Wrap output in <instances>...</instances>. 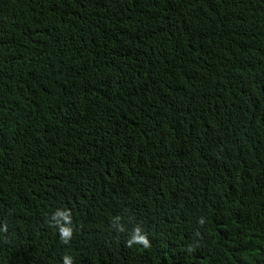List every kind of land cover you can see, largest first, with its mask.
<instances>
[{
    "label": "trees",
    "instance_id": "1",
    "mask_svg": "<svg viewBox=\"0 0 264 264\" xmlns=\"http://www.w3.org/2000/svg\"><path fill=\"white\" fill-rule=\"evenodd\" d=\"M0 264H264V0H0Z\"/></svg>",
    "mask_w": 264,
    "mask_h": 264
}]
</instances>
